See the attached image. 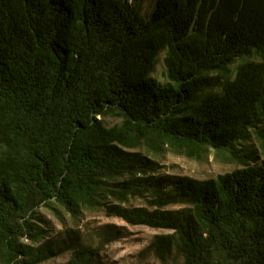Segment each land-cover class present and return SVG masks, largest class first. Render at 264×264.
Listing matches in <instances>:
<instances>
[{
	"label": "trees",
	"instance_id": "1",
	"mask_svg": "<svg viewBox=\"0 0 264 264\" xmlns=\"http://www.w3.org/2000/svg\"><path fill=\"white\" fill-rule=\"evenodd\" d=\"M137 1L0 0V264H104L130 231L80 229L97 209L168 230L142 251L162 264H264V0ZM167 152L243 165L162 173ZM42 208L74 226L49 237Z\"/></svg>",
	"mask_w": 264,
	"mask_h": 264
},
{
	"label": "rangeland",
	"instance_id": "2",
	"mask_svg": "<svg viewBox=\"0 0 264 264\" xmlns=\"http://www.w3.org/2000/svg\"><path fill=\"white\" fill-rule=\"evenodd\" d=\"M133 1V0H130ZM142 9L146 17H150L154 9L155 1L138 0L136 2ZM165 53H162L156 63L155 76L160 82L167 83L166 67L164 62ZM119 120L109 117L105 120V124L111 127L118 123ZM259 129H264V122ZM250 143L254 145L259 153L261 160L264 159V140L258 135L257 131L252 132ZM161 163V172L170 174L190 175L199 179H208L217 177L219 174L230 172L243 164L232 162L221 155L213 152L209 158L203 160L192 159L183 155L167 152L164 157L151 155ZM131 205H143L141 200H132ZM41 214L47 222L49 237H58L64 234V229L73 227L69 215L67 220L69 225L65 226L52 212L47 208L41 209ZM127 225L130 234L127 238L111 243L102 252L101 256L104 264H162L155 256H147L142 253L143 249L151 242L155 235L169 233L168 230L153 228L148 225H129L118 217L106 216L104 210H87L85 216L80 223V229L98 228L107 224ZM70 259V253H64L55 259L47 261L44 264H66Z\"/></svg>",
	"mask_w": 264,
	"mask_h": 264
}]
</instances>
